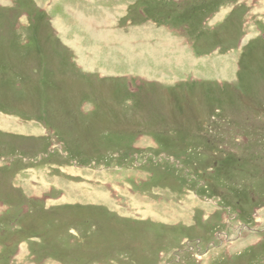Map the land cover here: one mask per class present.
I'll return each mask as SVG.
<instances>
[{
    "label": "rangeland",
    "instance_id": "1",
    "mask_svg": "<svg viewBox=\"0 0 264 264\" xmlns=\"http://www.w3.org/2000/svg\"><path fill=\"white\" fill-rule=\"evenodd\" d=\"M60 1L0 0V264H264V0Z\"/></svg>",
    "mask_w": 264,
    "mask_h": 264
},
{
    "label": "crops",
    "instance_id": "2",
    "mask_svg": "<svg viewBox=\"0 0 264 264\" xmlns=\"http://www.w3.org/2000/svg\"><path fill=\"white\" fill-rule=\"evenodd\" d=\"M78 2H81L80 3L81 6H82L81 12L83 11L84 6H86L87 4L89 5V3H97V5L98 4L100 5V6H97V8L100 11H102L101 12L102 14H105L104 9L110 8V7L114 8L116 6V4L124 3L125 1L124 0H112V2H110L109 0H87V2L85 3L84 1H75L74 2V0H61L60 3L62 5H64L63 6L64 7V11H63V14L62 15H64L63 18H65V19H58L60 23H63V21H64V24H73V19L76 20V18L74 16L75 8H81L80 6H77V3ZM111 5H113V6H111ZM107 16H109V14H107ZM104 22H106L105 18H104ZM77 24H75V25H77ZM71 28H72V25H71ZM61 30H63V29H61ZM59 34H60V36L62 38H64L63 42H64V44H67V46H68V44L73 45V46H76L77 45V43H69V41H68L69 40V33H68L67 30L64 29V32L61 31ZM126 46H127V44H126ZM76 48H78V47H76ZM81 51L82 50L80 49L79 51L77 50L75 52L76 58H78L76 63H78V65H80L81 67L84 68L85 67V61H86V56L87 55L85 53H82ZM149 51H150V54L149 55H150V60H151L152 59L151 54H152L153 51L151 49ZM76 58H75V60H76ZM145 66H147L146 67V70L149 69L148 70V74H152L153 66L152 65H145ZM112 67H113L114 71H117V72L119 71L115 67V64L114 63L112 65Z\"/></svg>",
    "mask_w": 264,
    "mask_h": 264
}]
</instances>
